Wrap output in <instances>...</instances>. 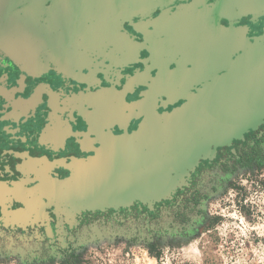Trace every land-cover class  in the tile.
Segmentation results:
<instances>
[{"label": "flooded vegetation", "instance_id": "af4514ba", "mask_svg": "<svg viewBox=\"0 0 264 264\" xmlns=\"http://www.w3.org/2000/svg\"><path fill=\"white\" fill-rule=\"evenodd\" d=\"M190 1L16 0L11 21L0 22L1 254L45 264L84 232L186 231L209 189L257 162L264 149V123L253 121L257 58L251 52L248 65L243 39L264 34V15L254 0L184 5ZM198 94L203 102L189 101ZM186 101L191 114L204 113L189 120L195 131L187 138L210 139L213 127L225 142L199 158L169 197L67 207L72 170L77 195L88 186L99 198L100 163L106 157L111 167L115 137L138 130L160 106ZM91 157L97 164L84 181L78 161ZM104 186L113 192L109 168Z\"/></svg>", "mask_w": 264, "mask_h": 264}, {"label": "rangeland", "instance_id": "374dc122", "mask_svg": "<svg viewBox=\"0 0 264 264\" xmlns=\"http://www.w3.org/2000/svg\"><path fill=\"white\" fill-rule=\"evenodd\" d=\"M53 255L45 264H264V149L253 166L207 191L186 231L95 230L82 233L67 254ZM0 264L24 263L18 253H0Z\"/></svg>", "mask_w": 264, "mask_h": 264}, {"label": "water", "instance_id": "95a60500", "mask_svg": "<svg viewBox=\"0 0 264 264\" xmlns=\"http://www.w3.org/2000/svg\"><path fill=\"white\" fill-rule=\"evenodd\" d=\"M15 4L16 0H0V22L11 21V10ZM205 4V0H191L189 3H184L188 6ZM224 4L238 5L244 2L240 0L213 2L215 6ZM252 4L257 7L259 15H264V0H258L257 3L254 0ZM243 51L248 55L249 66L251 52L255 53L257 58L258 102L257 114L256 117L253 116V121L257 120L260 126L264 123V34L255 38L254 42L244 37ZM190 100L203 102L205 98L202 94H198ZM192 108L189 102L173 110H168L166 105H162L157 109L156 115L150 116L138 130L130 135L115 137L112 164L110 167L109 163L108 167L109 174L114 177L113 192H108L104 186L108 170L106 157H103V163H100L103 166L99 171H103V174L101 172L99 174L103 176L104 182L101 184V194L97 199L91 193L92 188L88 186L77 195L76 192L79 191V186L75 184L77 175L72 170L66 187L67 207L71 206L72 211L77 212L83 208H103L106 205L130 206L134 201L152 203L169 197L199 158L207 157L208 153L213 154L212 146L222 145L225 142L220 131L213 127L210 139L196 141L187 138L195 131L189 126V120L204 116L202 112L191 114L189 110ZM78 163L84 165L83 180H90L91 175L94 174L93 167L97 164L95 158L91 157L87 161L81 163L78 161Z\"/></svg>", "mask_w": 264, "mask_h": 264}, {"label": "crops", "instance_id": "0c3cea01", "mask_svg": "<svg viewBox=\"0 0 264 264\" xmlns=\"http://www.w3.org/2000/svg\"><path fill=\"white\" fill-rule=\"evenodd\" d=\"M132 1H133V0H132ZM140 4H142V2H140V3H136V2L132 3L133 6H134V5H140Z\"/></svg>", "mask_w": 264, "mask_h": 264}, {"label": "trees", "instance_id": "16d2710c", "mask_svg": "<svg viewBox=\"0 0 264 264\" xmlns=\"http://www.w3.org/2000/svg\"><path fill=\"white\" fill-rule=\"evenodd\" d=\"M149 252L152 253L151 249H149ZM151 255H153V254H151ZM154 256H155V255H154Z\"/></svg>", "mask_w": 264, "mask_h": 264}]
</instances>
